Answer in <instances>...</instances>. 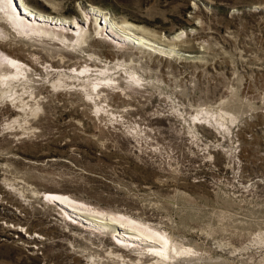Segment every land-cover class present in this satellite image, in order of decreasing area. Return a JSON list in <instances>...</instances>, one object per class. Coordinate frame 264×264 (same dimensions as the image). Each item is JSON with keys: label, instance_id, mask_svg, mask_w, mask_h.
I'll return each instance as SVG.
<instances>
[{"label": "rangeland", "instance_id": "obj_1", "mask_svg": "<svg viewBox=\"0 0 264 264\" xmlns=\"http://www.w3.org/2000/svg\"><path fill=\"white\" fill-rule=\"evenodd\" d=\"M21 1L144 44L106 56L91 18L83 48L15 40L37 71L0 84V264L137 263L45 192L161 230L184 251L165 264H264V0ZM85 59L103 73H48Z\"/></svg>", "mask_w": 264, "mask_h": 264}, {"label": "bare ground", "instance_id": "obj_2", "mask_svg": "<svg viewBox=\"0 0 264 264\" xmlns=\"http://www.w3.org/2000/svg\"><path fill=\"white\" fill-rule=\"evenodd\" d=\"M13 2L19 8L22 1L0 0V48L9 53L6 54L7 52H0V77H2L0 84L7 86V88H10L15 80L29 77L27 67H31L32 64L30 63V60L21 53V51L24 49L19 41L21 36L31 40L45 42L46 44H50L52 46H59L61 43V45L63 44L68 47L73 46L83 48L82 46L86 43L88 38V28H85L84 24H86V21H88L89 18L95 20H99L100 18L99 15L92 14V17H90V15L86 13V17L82 18L81 21L79 20L76 22L74 20L71 21V24L66 25V23H59L58 19L55 20L50 17L47 18L43 15H38L40 16V19L35 16L33 17L32 14L35 15L34 10L31 9L29 11L30 7L24 5L25 10L22 12V15L24 16L23 19L20 16H17V14L14 15L8 10V4L12 10L11 6ZM24 2L25 1H23V3ZM45 17L47 19H44ZM100 19H102V17ZM115 22L110 20V18L105 17L104 24H102L100 21L99 23H95V31L101 35V37L96 38L95 42L91 43V46L101 44V47L107 48L103 54L106 56H113L117 51L112 50L114 47L109 44L107 40H111L113 44L115 43L114 45L118 47L127 45L126 43L128 40L133 41L134 45L140 46L144 44V40L142 38H136L131 32L130 23L124 22V24H120L118 22L119 24H116ZM107 27L109 28L108 32L106 31ZM111 33L115 36H119L121 40L112 36ZM16 39L19 40L15 41ZM10 54L12 56H10ZM87 59L84 61H76L74 63H67L64 61L58 66L55 65L54 61L51 63V71H48V73H51L52 71H65V69L70 70L72 68H75V73H77L73 75H81L84 77L87 75L92 76V73H90L89 70H94L100 74L103 73V67L99 68L97 66H92V68L91 65L87 64ZM6 60L8 61L9 65H7ZM82 62L86 65H82ZM31 68L33 71H37L33 67ZM133 78L137 81L136 77ZM217 123L219 122L217 121ZM44 196L47 198L46 200L48 202L53 204L55 207H58V210H61V213H63L65 217H71L73 219L72 221L74 223L69 220L71 224L66 221L67 224L71 226L74 224H82V226L86 225L87 227H90V225H92L91 223H94L102 225L104 228L109 227L112 229V235L114 238H116L117 244L119 243V245L122 246L121 249L126 248L128 251L134 250L137 252V263L133 262L130 258L128 259V262L126 260V257L128 256H123L120 254L118 257L116 256L117 262H119V264H146V262L142 259L149 256L151 259L156 260L154 264H165L166 260H171L175 258L176 255H179L180 253L183 254L184 252L181 248L177 247V245L174 243V240L169 235H165L160 232L161 230L157 231L149 226V224L145 225L144 223L136 221L127 215L125 216L120 213L105 212V210L100 211L93 206L91 207L90 205L78 200H74L68 195L61 193L45 192L42 197ZM95 263L102 264L99 263V261H95Z\"/></svg>", "mask_w": 264, "mask_h": 264}, {"label": "water", "instance_id": "obj_3", "mask_svg": "<svg viewBox=\"0 0 264 264\" xmlns=\"http://www.w3.org/2000/svg\"><path fill=\"white\" fill-rule=\"evenodd\" d=\"M8 1V0H7ZM12 10L10 9V7H9V4H8V10L9 11H11V13H13L14 15L15 14H17V16H20L21 18H23L24 19V16L22 15V11H24L25 9V7H24V3H21V6H19V8H18V6L13 2L12 3ZM29 10H31L30 8H29ZM34 13H35V15L34 14H32L33 15V17L35 16V17H38L39 18V16L38 15H40V14H38V13H36L35 11H34ZM31 14V13H30ZM47 18H48V16H47ZM46 17L44 18V19H47ZM51 18V17H50ZM40 19V18H39ZM43 19V18H42ZM26 20V19H25ZM56 20V19H55ZM92 20V19H91ZM51 22V21H50ZM59 23H61L60 21H58ZM87 22V21H86ZM92 22H93V24H94V26H96L95 25V22L92 20ZM102 22V21H101ZM52 23V22H51ZM87 23H89V21L87 22Z\"/></svg>", "mask_w": 264, "mask_h": 264}]
</instances>
